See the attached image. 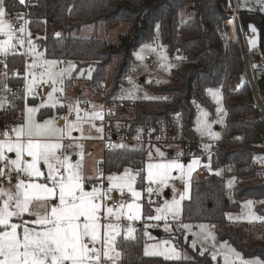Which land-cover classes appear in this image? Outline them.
I'll return each instance as SVG.
<instances>
[{"label": "trees", "instance_id": "1", "mask_svg": "<svg viewBox=\"0 0 264 264\" xmlns=\"http://www.w3.org/2000/svg\"><path fill=\"white\" fill-rule=\"evenodd\" d=\"M183 7L187 8L191 18L180 26L179 14ZM5 8L9 13H22L25 6L19 0H5ZM26 11L34 40L48 57L74 60L78 70L91 67V76L87 81L89 87L98 89L107 83L113 64L106 90L107 100L112 99L125 84L134 51L143 42L154 39L157 27L170 55L181 53L188 58L174 69L173 83L149 84L153 92L169 95L168 99L127 101L121 109L129 116H121L119 109V116L124 119L119 132L132 134L147 121L153 125L159 120L171 123L172 116L181 113L189 147L198 153L201 145L194 135V102L213 110L214 104L205 90L222 87L227 110L226 137L231 139L240 135L242 140L216 144L211 164L214 168H223L226 173L236 175V201L229 203L226 199L224 176L213 174L204 180H194L190 197L183 203L182 220L217 223L220 240L228 241L247 257L258 256L264 260V238L252 236L246 227L234 229L226 226V213L237 210L241 200L264 198L263 177L254 161L255 155L264 153V114L255 105L254 93L248 82L238 90L229 87L230 80L244 71L243 52L237 44H241L237 19L230 16V1L33 0ZM101 21L107 31L122 21L128 23L118 43L112 44L99 38L96 30L89 37L79 36L84 25H97ZM238 21L244 33L250 24L259 31L264 50V12L239 10ZM57 30L59 35L55 37ZM6 60L7 67L0 63V69L7 73L5 82L12 92L19 91L24 83L19 75V70L23 69L22 55L9 54ZM75 78L76 75H73L68 83H73ZM258 89L264 95V73L258 76ZM103 99L100 97L101 101ZM22 103V98L16 97L15 105L0 115V129L8 128L16 119ZM145 156V150L141 148L109 150L104 156L103 169L106 173L121 172L126 165L142 169ZM138 186L143 185L139 183ZM143 209L145 216L152 215L153 210L148 208L146 201L143 202ZM257 210L264 214V202L257 205ZM180 243H185L182 237ZM118 249L122 253L120 264H214L209 252L199 248H190V259L146 256L141 237L121 239Z\"/></svg>", "mask_w": 264, "mask_h": 264}, {"label": "rangeland", "instance_id": "2", "mask_svg": "<svg viewBox=\"0 0 264 264\" xmlns=\"http://www.w3.org/2000/svg\"><path fill=\"white\" fill-rule=\"evenodd\" d=\"M234 2L238 9L243 12H264V0H234ZM6 13V19L11 21L14 28L19 29L15 27V23L18 20L17 16H22L24 13H9L7 11ZM190 18L191 15L187 12V8L183 7L179 14L180 26L185 24ZM127 27L128 23L126 21H122L107 31L104 22L101 21L97 25H84L81 28L79 36L89 37L96 30V34L99 38L106 39L109 43L116 44L119 42L120 36L127 30ZM253 28L255 31L252 30ZM29 32L31 33L30 29H25V43L23 47H20L17 44V48L15 49V51L23 53L22 63L24 69L23 71L19 70V75L23 77L24 81L21 90L12 92V88H9L5 82V71L3 68L0 69V115L8 110V108L15 105L16 97H21L23 102V106L21 107L22 112L20 113L18 111V116L12 123L9 124L8 128L0 129V139L4 138L3 133L6 130L9 132L10 136L14 138L15 134L11 130L25 122L27 108L29 107L38 109V111L33 114L38 122H43V120L52 117H63L65 115L68 116L70 121H74L76 114L75 111H72L71 113L69 112V105L74 107L76 102L79 101V107L82 110L80 114L83 116L85 111H97L102 114V112L105 110L102 104L107 103L109 105V109L105 110V116L102 115V118H97L83 123L84 137L91 138L81 139V133L76 130L73 131L72 136L75 138L74 143L83 144L85 174L91 177H100L99 180L90 181L88 185L89 188L93 184L99 186L102 183L106 189L109 184L107 177L110 175H122L125 169L130 170L131 175L136 177L133 186L137 191L142 193L141 198L139 201H137V203L141 205L142 219L134 222H128L124 220L123 224L127 225L128 223H131L132 227L136 229L134 237L142 238L143 253L146 246L156 245L158 246L159 251H168L169 254H171L173 249L175 250V253H177L178 256H175L170 260L190 259L192 258L190 248H199L201 251L209 252L214 264H225L224 254L228 251V248H231L235 251L234 253L230 254V264H242L243 261L254 260H259L262 262V264H264V260H262L260 257H247L228 241L220 240L217 236V223L185 222L182 220L183 203L184 200L190 197L191 183L195 179L204 180L213 174L224 176L226 199L229 203L236 201L234 193L236 175L233 173H226L223 168H214L211 164V155L213 147L216 146V144L225 141L240 142L242 140V136L240 135L234 136L231 139H227L226 137L225 126L227 110L224 105L223 91L221 86L209 87L205 90L206 96L214 104L213 110L197 101L194 102L196 108L194 135L201 145L200 152H194L189 147V141L187 140L188 138L182 127V115L181 113H175L172 116V122L170 123V129L174 133V136L171 140L144 144L132 148H141L145 150V163L142 169L131 165H126L121 172L106 173L103 169L106 150L102 140L104 137L110 138L116 129L118 132V138L120 139L123 136V133L119 132L124 124V119H121V116H129V113L124 112L121 108L126 105L127 101H136L138 99H168L169 95L153 92L149 87V84L168 85L173 83L175 81L174 69L182 63L188 61V58L181 53L170 55L167 46L162 43L160 30L159 27H157L154 39L143 42L134 51L132 64L125 77V84H123L120 89H118L112 99L107 100L106 90L109 84V78L113 64L110 66L107 83L98 89H93L87 85L89 76H91V67L81 68L78 70L77 64L74 60H63L48 57L45 53V50L39 47L37 42L34 40L32 33L30 39L32 44L35 46V53L30 54L28 44L29 37L27 36V33ZM17 35H20L19 32H17ZM245 38L246 45L250 51V67L254 70V72H256L255 68L259 67L258 54L256 53V47H258L260 43L259 31L252 24H250L246 30ZM3 39H6V37L0 35V40ZM229 39L231 40L230 37ZM13 42L16 41L14 40ZM36 53L42 54L39 56L40 63H42L44 59L55 60L62 62L56 66L57 70L61 68H71L70 75H66L64 79L63 95L60 93L53 94V98L59 100V103L55 108L51 107L52 101L49 100V93L51 92L52 88L50 83L44 84L38 80L37 83L33 85L31 92L27 90V85L32 79L28 75V65L31 64L34 59H37ZM24 55H29L31 57V60L25 64L23 62ZM146 55L151 57L153 61L152 63L150 60L146 59ZM6 59L7 57L0 55V61L4 62L2 64L6 63ZM69 62H71V64H69ZM33 71L38 77L40 71H43V69L37 68ZM246 73L243 72L245 78L247 77ZM73 75H76V78L73 80V83L69 84L68 80ZM139 92L143 94L142 97H138ZM100 97H103L104 99L101 101ZM61 104H63L64 107H61ZM110 109H113V114L111 113ZM119 109L121 116H119ZM218 109H221L222 111H218ZM203 113H207V116L205 117ZM103 118L106 119L107 123H101ZM204 121L207 122L208 128L203 127ZM64 123V121H59L60 126H63ZM93 124L96 127H92ZM96 128H101L102 131L98 132L96 131ZM64 143H68V140H65ZM117 145L119 147H124L122 143H117ZM68 152L72 155L73 161L79 158V148L68 149ZM161 153H163V155H161ZM8 156L10 158H15V153H8ZM25 159H30V157H25ZM170 160H177L178 162L185 165L183 175H181L179 171L173 170L171 178L168 180L167 186L163 187L159 192H153L150 195L147 192L149 187V182L147 180V165L149 163H164ZM193 160L198 161V163L193 165L192 170L189 172L187 165L192 164ZM254 161L259 169L260 176L263 177L262 180L264 182V153L255 155ZM41 168L42 170H46L43 164H41ZM200 168H204L206 171V176L203 178L198 177V171ZM137 173H139V175H136ZM141 173H143V178L141 177ZM15 179V174H13V181H15ZM139 183H141L143 186H138ZM0 187H9L7 181L3 178H0ZM151 187L155 189L158 187V185L152 184ZM185 193V199L181 201L180 216L175 220H173L171 213H168L166 220L156 221L146 220L143 218L146 217L144 215L143 209L144 201L147 202L148 208L153 210L151 216H155L158 214L155 211L156 208H162L166 201L171 203L174 199L178 200L180 195ZM121 201L125 202V204L133 202L132 197L130 193H127V190H125V195L123 197H121L117 191H114L112 193V199L107 201V203L109 205H112L113 203L119 205ZM149 201H151V203H149ZM249 202H251V204H249ZM263 202L264 198H250L241 200L237 210H229L226 213V226L228 228L234 229L246 227V231H249L252 236H260L264 238V214L257 210V205ZM124 211L127 212V208H125ZM256 217H260L261 219H256ZM166 224L168 225L167 229ZM182 225H190V228H184ZM200 225L208 226L207 231H210L215 236V247L212 246L213 241H204L201 239L203 233L199 227ZM155 231H160L161 235H156ZM145 232H147L149 235H145ZM181 237L185 242L184 244L180 243ZM194 242L195 247H193ZM225 244L227 245V248L222 247ZM237 253L239 254L238 256L236 255ZM214 255L216 256L215 259H213ZM158 257L164 258L163 256ZM120 263L121 258L119 264Z\"/></svg>", "mask_w": 264, "mask_h": 264}, {"label": "snow or ice", "instance_id": "3", "mask_svg": "<svg viewBox=\"0 0 264 264\" xmlns=\"http://www.w3.org/2000/svg\"><path fill=\"white\" fill-rule=\"evenodd\" d=\"M19 2L23 4L24 0ZM6 16L5 0H0V35L6 37L0 40V55H23L15 49L17 44L23 47L25 43V28L23 25L19 29L14 28ZM17 19L23 20V17L18 15ZM252 30L255 31L254 28ZM27 36L29 53H35V46L30 39L31 33H27ZM40 55L42 54L36 53L37 59L28 65V75L32 79L27 90L31 92L38 80L44 84L50 83L52 88L49 100L52 101L51 107L55 108L59 100L54 99L53 94L63 95L64 79L66 75H70L71 68L57 70L56 66L62 62L55 60L44 59L40 63ZM37 68L43 69L38 77L33 71ZM79 103L77 101L74 107L68 106L70 113L75 111L74 121H70L65 115L38 122L33 115L38 109L29 107L25 122L11 130L15 134L14 138L6 130L3 133L4 138L0 139V178L9 185L8 188L0 187V264H119L122 256L118 250L119 241L135 238L136 229L131 223L124 225L123 221L134 222L142 219L141 205L137 203L142 193L133 186L136 177L131 175L130 170L125 169L122 175L107 177L109 184L106 189L102 183L88 187L90 181L99 180L100 177L85 174L83 144L74 143L72 133L76 130L81 133V139L91 138L84 137L83 123L102 118V114L85 111L81 116ZM60 106L64 107L63 104ZM203 115L206 117L207 113ZM60 120L65 122L63 126L59 125ZM92 127L96 126L93 124ZM203 127L208 128L206 121L203 122ZM96 131L102 129L96 128ZM65 140L68 143H64ZM76 148L80 149L79 158L73 161L68 149ZM8 153H15V158H10ZM197 163L198 161L193 160L192 164L187 165L188 171ZM41 164L46 170H42ZM184 168L185 165L177 160L149 163L147 192L150 195L159 192L167 186L173 170L183 175ZM152 184L158 187L154 189ZM125 190L130 193L132 203H107L112 199L114 191L123 197ZM185 195L186 193L181 194L178 200L174 199L171 203L166 201L162 208H156L157 215L143 218L166 220L168 213H171L175 220L180 216L181 201L185 199ZM125 208L127 212L124 211ZM182 226L190 228V225ZM167 227L166 224V229ZM199 227L203 233L201 239L213 241L212 246L215 247V236L207 231L208 226ZM144 234L149 235L147 232ZM222 247L227 248V245ZM234 251L228 248L224 254L225 264H230V254ZM144 254L163 256L165 259L178 256L174 249L169 254L168 251H159L156 245L146 246ZM215 258L214 255L213 259ZM242 264L262 262L243 261Z\"/></svg>", "mask_w": 264, "mask_h": 264}, {"label": "built area", "instance_id": "4", "mask_svg": "<svg viewBox=\"0 0 264 264\" xmlns=\"http://www.w3.org/2000/svg\"><path fill=\"white\" fill-rule=\"evenodd\" d=\"M32 2L33 0H24L25 9L22 12L24 13V15H22L23 20H17V22L15 23V27L20 28L21 25H23L25 29L27 30L29 29V26H28L29 19H28V14H27L26 9ZM235 7L237 10V13L235 11ZM232 14L233 15L239 14V9L236 6L234 0L230 1V15ZM237 19H238V15H237ZM57 34H59L58 30L55 33V37L58 36ZM242 38H243V43L242 44L239 43V46L242 49L243 57H244V72L245 73L247 72L246 73L247 74L246 83L248 82L251 85L253 93H254L255 105L258 106L264 114V98H263L264 95H262L258 89L257 74H255L256 72H254V70L251 69L250 67V61H251L250 51L246 45V40H245L246 38H245L244 32H243ZM256 53L259 55V59H258L259 70L261 71V74H263L264 73V50L261 48V43L259 44L258 47H256ZM146 59L150 60L151 63L153 62L149 55H146ZM30 60H31V57L29 55L23 56L24 64L29 62ZM142 96L143 94L139 92L138 97H142ZM102 106L105 110L109 109L108 107L109 105L107 103H103ZM105 110L104 112H102L103 116H105ZM110 111L112 114L114 113L113 109H110ZM19 112L21 113L22 111L20 110ZM101 123H107L106 119L103 118L101 120ZM117 133L118 132L116 129L114 130L110 138H107V137L103 138L102 143L104 144L106 151L115 150L119 148L132 149L137 146L144 145V144L171 140L174 136L173 131L170 129V123L166 122L165 120H159L155 125L147 121L146 123L141 125V127L132 134H129L127 132H122L123 136L120 139L118 138ZM117 143H122L124 147H119ZM215 151H216V146L213 147L212 153H214ZM198 172H199L198 177L203 178L206 176V171L204 168H200Z\"/></svg>", "mask_w": 264, "mask_h": 264}, {"label": "crops", "instance_id": "5", "mask_svg": "<svg viewBox=\"0 0 264 264\" xmlns=\"http://www.w3.org/2000/svg\"><path fill=\"white\" fill-rule=\"evenodd\" d=\"M34 37V36H33ZM260 37V36H259ZM260 44V43H259ZM258 56V59H259V55H257ZM255 70H256V74H257V77L261 74V71L259 70V67H256L255 68ZM244 72V71H243ZM235 82V83H234ZM244 83H246V78L244 77V74L242 73V74H240V75H237V76H235L234 78H232L231 80H230V83H229V87H230V89H232V90H238V89H240L241 88V86L244 84ZM63 120H60V122H62ZM196 178H198V177H196ZM197 180H199V179H197ZM196 179H195V181H197Z\"/></svg>", "mask_w": 264, "mask_h": 264}, {"label": "bare ground", "instance_id": "6", "mask_svg": "<svg viewBox=\"0 0 264 264\" xmlns=\"http://www.w3.org/2000/svg\"><path fill=\"white\" fill-rule=\"evenodd\" d=\"M235 11H236V13H237V10H236V7H235ZM238 15V14H237ZM237 15H230V16H235L236 17V19H237ZM229 16V17H230ZM237 24H238V33H239V36H240V42H241V44L243 43V38H242V35H243V32H242V29H241V26H240V23H239V21H238V19H237ZM237 43V42H236ZM239 44V43H238Z\"/></svg>", "mask_w": 264, "mask_h": 264}, {"label": "water", "instance_id": "7", "mask_svg": "<svg viewBox=\"0 0 264 264\" xmlns=\"http://www.w3.org/2000/svg\"><path fill=\"white\" fill-rule=\"evenodd\" d=\"M156 235L160 236L161 232L160 231H155Z\"/></svg>", "mask_w": 264, "mask_h": 264}]
</instances>
